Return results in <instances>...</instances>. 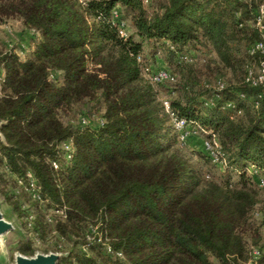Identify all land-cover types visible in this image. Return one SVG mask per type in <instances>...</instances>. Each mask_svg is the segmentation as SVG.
<instances>
[{
	"label": "trees",
	"instance_id": "1",
	"mask_svg": "<svg viewBox=\"0 0 264 264\" xmlns=\"http://www.w3.org/2000/svg\"><path fill=\"white\" fill-rule=\"evenodd\" d=\"M256 3L0 0V25L17 17L38 32L24 57L0 46V163L22 179L31 171L42 199L63 207L56 229L77 238L58 264H244L254 247L264 264L250 214L264 192L257 184L264 176V91L246 80L264 58L249 52L259 40ZM116 7L133 27L125 39L111 19ZM146 47L170 65L173 81L146 80ZM197 50L212 52L216 67L229 73L220 78L223 88L203 81ZM161 96L203 139L218 141L224 166L203 150L195 153L202 162L183 154L186 143ZM88 105L89 114H100L97 122H63L62 115ZM64 140L73 142V157L56 170L51 161ZM250 164L259 175L248 173ZM212 166L221 168L218 179ZM90 222L123 258L98 241L82 249ZM35 229L45 233V223ZM17 249L32 252L28 242Z\"/></svg>",
	"mask_w": 264,
	"mask_h": 264
},
{
	"label": "rangeland",
	"instance_id": "2",
	"mask_svg": "<svg viewBox=\"0 0 264 264\" xmlns=\"http://www.w3.org/2000/svg\"><path fill=\"white\" fill-rule=\"evenodd\" d=\"M122 17L127 26L128 32L132 34L133 27L125 11H123ZM31 30L32 29L24 27L20 18L12 17L6 19L0 25L1 48L3 50L16 49V51H18L19 48L23 46L24 50H26V48L32 44L33 37H37ZM146 50L147 63L153 68L165 67L172 70L170 65L161 55L157 54L156 57L153 58L150 56L147 47ZM194 54L196 56L195 61H197L196 68L205 83L213 84L218 78L227 80V78L230 77L228 72L216 67L217 65L214 61L217 59L212 52L208 54V51L197 50ZM54 75H56V72L52 71L50 77H53ZM89 106L90 105L87 107H74L72 111L62 115L61 118L63 122L72 126L79 125V122L83 118L88 121L90 120V122H92L91 124L97 122L96 120L99 118L100 114L96 111L89 114L87 111ZM82 112L84 114H82ZM194 137L198 138L196 142L190 143L189 140H186V145H183L181 149L183 154L189 158L190 161L194 163L202 162V160H200L195 153L203 150V137L198 133L194 135ZM58 158L61 163L65 165L70 164L72 160L69 159L68 161L67 158H63V156ZM210 170V174H212L214 178L218 179L222 174L221 168L219 167L212 166ZM0 172L3 173V180L0 181V211L4 219L13 224V229L2 237L0 264H12L14 262L15 254L21 253L17 249L20 242H28L32 248L31 253L24 255H33L36 252L67 253V250H69L72 245V241L75 240L77 236L69 234V237H65L56 229V223L65 219V215L61 213L62 210H64L63 207H54L53 205H50L47 200L42 199V197H35L34 193H31L27 189L26 181L11 173L7 168H5L3 163H0ZM260 193L262 194V201L255 206L254 210L250 214L258 227L259 244L264 245V225L261 223V218L264 214V209H261L262 206H264V192ZM13 204H16V207H14ZM38 220L45 223V233L35 229V225ZM94 226L95 225L93 223H88L86 233H89ZM247 241L249 243L250 238H248ZM262 249L264 252V246ZM210 259L213 262L215 261L213 257H210ZM244 264L249 263L245 262Z\"/></svg>",
	"mask_w": 264,
	"mask_h": 264
},
{
	"label": "built area",
	"instance_id": "3",
	"mask_svg": "<svg viewBox=\"0 0 264 264\" xmlns=\"http://www.w3.org/2000/svg\"><path fill=\"white\" fill-rule=\"evenodd\" d=\"M83 1V0H80ZM239 1H247V0H239ZM257 1L256 6L254 8V16H253V25L257 29L259 33V40L256 41L250 48V53L259 52L264 55V0H255ZM143 4H148L150 0H141ZM120 10L116 7L112 11V22L118 24V35L125 39L128 37L129 32L127 26L120 18ZM35 36L38 35V32L35 30H31ZM30 48V45L26 50L24 47L21 46L18 51L13 49L16 53L20 56H25L26 51ZM139 61L142 62V58L139 56L137 58ZM142 73L146 80L151 83L152 85H158L164 82H170L174 80V76L172 73L165 67H157L153 68L151 65L143 64L142 66ZM4 77V73L0 68V83L2 82ZM246 80L249 81L252 85L260 86L264 91V58L260 61L257 68L252 69L249 68L247 71ZM218 88H223L224 81L220 78L216 81ZM160 101L166 110L170 114L171 120L173 122L174 128L179 132V138L181 141L186 142L188 137L196 135L197 131H195L184 118L178 117L174 112L170 110V102L166 96H161ZM81 124H86V119H82L80 121ZM203 151L206 156L211 160L212 163L224 166V160L222 159V151L221 146L215 138L203 139L202 142ZM56 155L57 159L51 161V165L54 169H59L60 167V160L58 157L63 156V158H67L71 160L73 157L74 147L73 142L71 140H64L61 141L59 144L56 145ZM248 173L251 175H259V170L253 165L250 164L248 166ZM27 184V189L34 193V196L40 198V190L37 180L31 171L26 173V177L24 179ZM258 187H264V176H260L257 179ZM64 214V210L62 212ZM95 241L102 242L103 249L107 254H111L118 258H123V253L120 250H114L110 244L103 240V235L100 230H98L97 226H94L89 233L85 234L84 243L82 244V249L87 251L89 246L93 244ZM259 250L257 248H252L250 251V258L248 263L249 264H257V260L259 258Z\"/></svg>",
	"mask_w": 264,
	"mask_h": 264
},
{
	"label": "water",
	"instance_id": "4",
	"mask_svg": "<svg viewBox=\"0 0 264 264\" xmlns=\"http://www.w3.org/2000/svg\"><path fill=\"white\" fill-rule=\"evenodd\" d=\"M1 126L2 122H0V129ZM0 142H5L1 131ZM12 229L13 224L10 221L5 220L0 211V248L2 243V237ZM66 255L67 253L61 254L56 252H36L33 255H24L21 253H17L14 256V262L12 264H58L60 259H62Z\"/></svg>",
	"mask_w": 264,
	"mask_h": 264
},
{
	"label": "crops",
	"instance_id": "5",
	"mask_svg": "<svg viewBox=\"0 0 264 264\" xmlns=\"http://www.w3.org/2000/svg\"><path fill=\"white\" fill-rule=\"evenodd\" d=\"M197 137H194V136H192V137H190L189 138V142L191 143V142H196L197 141ZM192 145V144H191Z\"/></svg>",
	"mask_w": 264,
	"mask_h": 264
}]
</instances>
